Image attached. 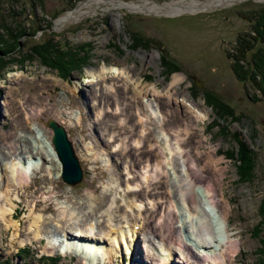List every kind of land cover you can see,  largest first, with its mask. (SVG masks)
Returning a JSON list of instances; mask_svg holds the SVG:
<instances>
[{
    "label": "rangeland",
    "instance_id": "1",
    "mask_svg": "<svg viewBox=\"0 0 264 264\" xmlns=\"http://www.w3.org/2000/svg\"><path fill=\"white\" fill-rule=\"evenodd\" d=\"M77 1L73 7L68 0H44L43 5L39 0H0L1 10H11L7 13L8 17L13 15L15 9L17 13L25 12L23 14L26 18L32 14L34 28L38 25L44 27L32 35L33 29L27 26L29 35L18 40L16 53L0 72V145L4 143L3 153H7V156L0 157V191L5 187V172L11 171L14 163L19 162L20 167H23L26 163L23 156L27 157V163L29 162L28 168L23 171L28 176V184L16 190L18 197L15 198V220L20 224L19 234L15 236L14 233L18 230L15 226L6 227L4 223L0 224V262L90 264L76 255L74 247L72 250L63 251L65 247L67 249V246L74 244L73 239L67 241L69 239L65 238L60 243L52 242L55 233L63 235L64 238V230L71 228L70 217H62V211L75 210L79 216L74 217L75 221L81 224L84 222L88 230V227H91L98 234L100 229L97 224L105 220L104 211L110 206L117 208L116 199H123V212L127 211L129 214L130 223L140 222L138 220L144 217L145 220L141 224L145 228L144 222H147L148 232H141V228H136V231L131 229L134 234H128L125 242L120 239L118 244L115 241L110 243V249H113L111 257H98L94 264H160L161 256L156 254L160 253L157 250L160 247L158 241L167 238L168 242H172V237L177 236L174 238L177 240L179 236L176 234L168 237L162 230L166 222L175 221V213L171 218L167 215L163 221L159 208H155L160 206V203L152 207L146 202L141 207L143 216L135 212L133 206H127L123 197V183L128 177V158L125 153L118 154L117 147H112V155H109L98 146V137L103 141L110 138L107 127L118 121L122 123L125 120L126 124L119 130L123 132V136L132 135L133 139L138 132L137 127L133 126L134 132L130 129L133 122H138L137 115L152 112L149 126L153 142L158 138L162 140L163 147L166 145L165 139L162 138V124L166 129L176 130V133H184L181 131L182 126L184 128L189 124L191 131L183 134L186 142L180 147L183 150L185 148L184 154L193 157L202 165L207 154L221 159L218 167L223 168V176L221 172L216 173V169L213 173L208 167L199 173L202 178L206 176L208 180L211 179V183L216 181V199L221 201L220 205L228 201L229 206L224 202L223 210L222 207L220 210L209 205L207 207L216 210L213 212L217 215L215 222L218 226L226 224L225 218L222 217L226 216L228 229L239 242L233 263L228 264H253L260 245L253 231L258 223L264 227V92L250 80H240L237 77L233 70L237 61L233 57L239 55L235 49L239 37L251 27L245 16L264 4V1L237 0L226 5H212L211 2L216 0ZM132 4L143 5V8L131 9ZM167 4L168 11L153 7ZM81 8L84 9L82 16L73 20L67 16ZM50 39V42L43 43ZM35 44H41L42 47L30 51L28 47ZM55 46L81 48L83 52L79 51L78 59H84L86 64L70 67L68 65H72V62H69L68 65L63 64L62 70L45 65L37 51L55 61L54 57L49 56ZM151 55H154L153 59ZM238 63L241 66L246 65L244 61ZM2 64L3 62H0V66ZM102 68H105L106 73L117 72L110 75L114 74L115 80L120 82L118 86L124 88L116 92L118 95L115 94L113 98L105 96L102 92L111 90L110 85L101 82L97 76ZM120 70L124 76H128L125 79L132 87L118 76ZM92 71L97 77L89 74ZM176 73L185 76L178 90L187 93V106H199L208 110L209 115L203 121L198 120L194 113L186 112L185 109L167 101L160 106L157 115L145 105L147 99L143 102L132 96L134 85H155L162 93L164 86ZM216 98L219 103H216ZM134 100L133 107L128 109L127 104ZM117 101H120V106L126 110L120 111ZM156 104L151 106L157 108ZM195 111L201 113L197 108ZM114 112L117 116L113 115ZM50 120L63 124L75 145L84 171L81 183L69 185L62 180L61 172L59 174L61 164L57 163L58 159L52 154L54 146L53 130L49 128ZM138 125L141 126V123ZM172 135L171 138L176 143L175 132ZM5 136L10 139L5 140ZM241 145L246 147L244 151H248L246 159L253 156L252 160L249 158L253 164L250 163L249 171L238 173L234 161L227 154H232ZM12 146L16 148L15 154L9 152L12 151ZM144 148L141 150L146 151V147ZM130 150L132 149L129 148L128 151ZM139 151L134 149V152ZM151 151L153 150H148L151 155L154 154ZM164 152L166 154L167 150ZM33 161L35 165L32 168ZM140 163L137 162L138 165H141ZM175 164L178 165L177 161L173 160L168 165L166 177L164 175V180L169 185L163 184L159 192H156L160 202L162 198L163 202H169L166 191L168 189L172 197L175 196L172 186L176 188L177 193L179 191L174 185L179 184L181 180L176 176L179 169ZM94 189L96 197H110L107 205L101 206L94 202L90 204L86 195ZM133 189L135 188L126 190L130 192ZM145 193L147 192L143 191V195ZM159 193L162 196H159ZM172 197L170 199H173ZM173 202L179 219L175 224L179 225L181 220L186 221L188 217H185V210L181 209V201L178 198L172 200V208ZM35 206L47 209L44 211L45 222L43 220L42 223L44 222V227L47 226L48 229H42V236L39 238H34L29 229L30 210ZM89 209L94 211L90 216L85 214ZM207 212L213 217L210 211ZM191 216L193 217V213H190L189 217ZM224 228L222 232L227 235ZM73 235L70 237L73 238ZM21 241H24V244ZM92 241L96 239L93 238ZM192 241L194 242L186 245V250L189 246L192 248L189 254L183 251L186 257L183 258L180 250L176 248L173 257L164 260L162 255V260L170 262L169 264H201L202 258L195 255L201 250V244L195 239ZM154 242L158 246L153 247ZM49 247H53V251ZM23 248L26 249L22 250ZM43 254L56 255L59 260L52 262L42 258ZM201 254L202 252L199 255ZM191 255L197 258V263L191 262Z\"/></svg>",
    "mask_w": 264,
    "mask_h": 264
},
{
    "label": "bare ground",
    "instance_id": "2",
    "mask_svg": "<svg viewBox=\"0 0 264 264\" xmlns=\"http://www.w3.org/2000/svg\"><path fill=\"white\" fill-rule=\"evenodd\" d=\"M235 1L237 0H216L215 2H211V4L212 5H226V4L233 3ZM260 1H264V0H260ZM168 5L169 4L165 6L155 5L153 7L161 11L162 10L168 11L169 10ZM180 7H182L181 4H180ZM130 8L131 9H141L143 8V5L132 4ZM83 14H84V9L81 8L77 10L76 12H74L72 15L67 14V16H70V18L73 20V19H76L82 16ZM151 58L153 59L154 55H151ZM104 69L105 68H102L98 72L97 76L100 77L101 82L104 81L106 84H109L111 88V90H106V91L103 90L102 92L105 93V96H108L109 98H113L116 95H118V93L116 94V92H119L120 89L123 90L124 88L123 86H120V85L118 86L120 82L115 80L114 74H116L117 72L109 71L108 73H106ZM112 73L114 74L110 75ZM118 73H119L118 76L121 77V79H124L126 81L125 84H127L128 86H131L128 80L125 79L128 76H124V74L121 73V70ZM89 74H91L93 77H97L95 76V72L93 71L89 72ZM184 77L185 76L182 75V73L174 74L172 80L168 82L162 89V93H160L159 89L155 85L151 87H148L146 85L147 86L146 88V86H143V85L135 86L134 83H132V85H134L133 87H135L134 92H132L133 93L132 96L133 97L135 96L134 97L135 99L139 98L143 102L147 99L146 100L147 103H145V105L149 107L150 109H153V112H155L156 114L158 113V111L160 112V109H161L160 106L165 101H167L169 103L175 104V106L176 105L179 106L181 109H185L186 112L189 111V113H194L195 116L197 115L196 117L198 120L203 121L209 115L208 110L201 109L199 106H195V107L187 106V104L185 103V97L187 96V93L184 90L182 91L178 90V86L182 84ZM104 93H102L103 96H104ZM119 102L120 101H117L116 103H118V108H120V111L126 110V108H122L120 106ZM134 103H135V100L130 101L127 104L128 109L132 108ZM154 104H156L158 107L155 108V106H151ZM195 108L199 109L201 113L199 114L198 112H196ZM116 111H118V109ZM151 113H145L144 115L142 114L137 115L139 120L137 123L133 122L134 124L131 125L132 127L130 129L131 132H134V127L135 126L137 127L138 132L135 134L133 139H132V135L123 136V132L119 130L121 126L126 124L125 120L122 123L118 121L119 123L116 122L115 124L109 125L107 127V130H109V133H110L109 135L110 138L103 141L101 137H98L100 139V140L98 139V142H99L98 146L103 151H106V154L112 155V151H110L111 148L117 147L116 149L117 153L118 154L123 153V155L125 153L126 158H128V161L126 164V170H127L128 177L125 179L123 185L125 184L126 189L127 188H130V189L135 188V189L128 192L124 188L125 194H123V197H124V200L127 202L126 205L133 206L132 207L133 210L139 213L140 216H143L141 207L145 205L146 202L149 205H152V207H155L158 203H160L161 205L156 206L155 208H159L158 209L160 212L159 214H161V218L163 221L167 218V215L169 218H171L172 214L175 213L176 215L175 221H172L169 223L166 222L163 225L162 230H164L165 232L164 234L168 237H172L176 234L179 236L177 240H175L177 236L172 237V240H174L172 242H168L169 239L167 238H163L161 239L162 241L160 240L158 241V244L160 245V247L157 248V250L160 251V253L157 252L156 254L161 256L160 264L161 262H163L164 264L168 262V261L165 262L162 260V255L164 256V260L170 259L171 257H173V254H176V248L180 250V253L181 255H183V258L186 257L187 255L185 254V252L183 253V251H187V254H189L188 252H190L192 248L189 246L187 247L188 250H186V245L188 243L191 244L192 241L190 240L192 239L197 240L201 244V247H200L201 250H199V252L198 253L196 252L195 254L196 256H200L202 258L201 264H214V263L215 264H228V262L233 263V257H235L236 252H238L239 242L233 238L232 232L228 229L229 224H228V220L226 216L225 215L222 216L223 218H225L226 224H223V226L221 227V226H218L215 222L217 215H214L213 217H211L210 214L207 212L209 211V209H211L212 211H216L214 208H218L220 210L221 207L223 210L224 208L223 203L226 202L227 206H229L228 205L229 202L224 201L222 205H220L221 201H218L216 199V195L218 191L217 186H216L217 184L216 181L213 180L214 182L211 183V179L208 180L207 177L204 175H203L204 177L202 178L199 173L208 167L212 169L211 171L213 173H214V169H216V173L221 172L223 176L224 174L223 168L218 167L221 159L216 158V156H214L213 154H207L205 163L202 162L203 163L202 165V164H199V162L195 160L193 157L192 158L187 157V155L184 154L185 148L183 150L180 147L183 142H186L183 134L188 131L189 132L191 131V125L189 124H187L188 126L184 128L182 126L181 131L184 133H181V132L176 133V130L172 131V130L166 129V127L162 124L161 125L163 128L162 138L165 139L166 141V145H164V147L166 148L163 147L162 142H161L162 140L158 138L153 142L152 139L150 138V136L152 135V131H150V126H149V122L152 118ZM113 115H116V113ZM78 120H80V116H78ZM139 123H141V126L138 125ZM173 132H175L176 134V140H177L176 143L172 139ZM117 136H120V137L117 138ZM10 137H12V135ZM156 137H159V136H156ZM3 138L5 140L10 139L9 136H5ZM3 144L1 143L0 145V157L2 155L7 156V153H3V150H4ZM144 147H146L147 149L146 151L141 150V149H145ZM129 148L132 149L130 150L131 152L128 151ZM11 149L12 151L10 150L9 152H11V154H15L16 148L12 146ZM134 149L140 150L139 153L134 152ZM148 150H153L151 152H154V154L151 155V153L148 152ZM164 150L165 151L167 150L166 154ZM52 151H53L52 154L54 158L57 160V154H56V150L54 147H52ZM27 159H28L27 157L23 156V161L26 162L23 167H20L19 162H18L19 164L14 163L11 168V171L5 172V176H3L4 177L3 183H5L4 184L5 187H3L2 190L0 191V224L2 225V223H4L6 227L15 226L18 229L17 232L14 233L15 236H17L20 231L19 229L20 224L15 220V209H16V204H17L15 202L16 201L15 198L18 197L17 195L18 192L16 190H18V187H22V186L25 187L28 184V176L23 172L24 169H27L29 166L28 164L29 162L27 163ZM179 159H181V161ZM188 159L190 160L186 162ZM173 160H175V162L177 161L178 163V165L175 164L179 169L176 176H178V178H181V180H179V184L178 183L174 184L175 186H177L179 191L177 193L176 188L172 186L175 196L172 197L168 189L166 191H168L169 198L167 201L169 202H163V198H162L161 200L162 203H161L160 199L156 197V192H159V189L163 184L169 185L167 181L164 180V178L166 177L167 172H168V165H170V163ZM130 162L132 164H130ZM137 162H141L140 163L141 165H138ZM57 163L59 164L60 161L57 160ZM60 172H61V169L59 168V174ZM134 173H136V175ZM199 189H201V191H199ZM94 191L95 189L92 190V192L90 191L88 195H86L89 201L91 202L90 204H93L94 202L96 204L98 203L99 205L104 206L109 203L108 202V199L110 198L109 196L104 195L101 197L100 196L96 197L95 194L93 193ZM143 191H146L147 193L143 195ZM159 196H162V194L159 193ZM170 197H172L173 199H170ZM175 198H178L181 201L183 205L181 209L185 210L186 212L185 217L189 218V219L187 218L186 221L181 220L179 225L175 224L176 220L178 221L179 219H177L178 217L175 212L176 205L174 204V202H173L174 207L173 208L171 207L172 200L174 201ZM121 200L123 199H119V200L116 199L117 208H113L112 206H110L104 211L105 214L103 213V216H105V220L102 223L97 224L99 225V229H100L99 230L100 233L98 234H96L91 227H88L89 228L88 230L87 227H85L84 222L81 224L75 221L76 219L74 217H79L78 213L75 210H72L69 212L68 210L62 211L61 213L62 217H67V218L70 217L71 228H68V229L72 230V231H68V229H65L64 235H67V238L69 239H73L72 237H70V235H73L72 232L77 233L78 240L81 241V242H78V241L73 240L74 244L72 246L70 245V247L67 246V249L65 247L63 251L72 250V247H74L73 249H75L76 251L75 253L77 256L89 262L90 264H94L95 261H97L98 257H101V258L111 257L113 249L112 250L110 249V243L115 241V243L118 244V242H120V239H122V241L125 242V240H127L128 234H131V235L134 234L133 231H131V229H135L134 231H136V228L138 229L141 228L142 229V230L140 229L141 232H144V233L148 232L147 222H144L145 228L141 224V222L145 220L144 217H141V219L138 220L140 222L130 223L131 220L128 217L129 214H127V211L123 212L124 206ZM153 201H156V202H153ZM90 204L89 206L92 207ZM207 205L212 206L214 208L207 207ZM38 209L39 208L35 206L31 208L30 210L31 220L29 223V229L33 233L34 238H39L42 236V229L46 231L48 229L47 226L44 227V224H43L45 222L44 211H46L47 209H39V210ZM93 212H94L93 209H89L88 212L85 214L90 216L91 214H93ZM218 212L220 213V211ZM190 213L191 214L193 213V217L192 216L189 217ZM43 220L44 222L42 223ZM187 223H190L191 225H187ZM223 227H225L224 231L226 232L227 235H225L222 232ZM189 229H192V231H190ZM90 237H92L91 238L92 240L93 238H95L96 241H92V240L89 241ZM186 237H189L188 239L190 240H187ZM67 241H70V240H67ZM21 242L24 244V241H21ZM158 244H155V242L152 243L153 247L158 246ZM49 249L50 250L52 249L51 251H53L54 248L49 247ZM201 252L202 254L199 255ZM189 258L191 259V262L197 263V258L195 256L193 257L191 255ZM187 261L189 263L188 259ZM169 263L170 262H168V264Z\"/></svg>",
    "mask_w": 264,
    "mask_h": 264
},
{
    "label": "trees",
    "instance_id": "3",
    "mask_svg": "<svg viewBox=\"0 0 264 264\" xmlns=\"http://www.w3.org/2000/svg\"><path fill=\"white\" fill-rule=\"evenodd\" d=\"M19 0H17L18 2ZM35 1V0H34ZM44 0H39L40 4L43 5ZM71 1V5L74 7L77 0H68ZM34 4V2H33ZM4 8L1 10L0 8V62L3 64L0 66V72L3 70L5 65L8 63V60L16 53L18 47V40L21 37L29 35L28 29H33V34L39 30H42L43 25H38L37 27H33V16H29L26 18L23 13H17L15 9H13V15L7 16V13ZM245 17L251 23L250 30L247 31L244 35L242 34L239 37V42L235 47L236 51L239 52V55H234L233 59L237 61L234 64V72L240 80H250L261 92H264V4L260 5L257 9L248 12ZM15 14V15H14ZM18 15V17H17ZM11 19V20H10ZM23 22V25L21 23ZM27 26L29 27L27 29ZM50 40H47L43 43H48ZM16 47V48H15ZM40 49L41 44H35L28 48L30 51H36L34 48ZM83 52L81 48L70 49L69 46H55L49 52L50 57H54L56 60L53 61L51 58H46V54L39 53V58L45 65H51L58 70H62V66L68 65L69 62H72V66H83L86 64V61L82 58L78 59V55L80 52ZM45 53V52H44ZM46 56V57H45ZM230 56V55H229ZM50 61L52 63H50ZM238 61H244L245 66H241ZM220 101L216 98V103ZM239 146L235 152L227 154L235 163L237 172H241L245 170L246 172L251 169L250 163L253 164V161L250 162L249 158L252 160V157L246 159L248 155V151H244L243 149L246 147ZM254 235L259 240V247L256 250V260L253 264H264V227L258 223L254 228ZM23 248L22 250H25ZM21 251V250H20ZM44 259H49L47 256H43ZM59 260L58 257L51 258L52 262ZM0 264H10L9 261L0 262Z\"/></svg>",
    "mask_w": 264,
    "mask_h": 264
},
{
    "label": "water",
    "instance_id": "4",
    "mask_svg": "<svg viewBox=\"0 0 264 264\" xmlns=\"http://www.w3.org/2000/svg\"><path fill=\"white\" fill-rule=\"evenodd\" d=\"M49 128L53 130L52 142L61 164L63 181L69 185L81 183L84 171L65 126L56 120H50Z\"/></svg>",
    "mask_w": 264,
    "mask_h": 264
}]
</instances>
